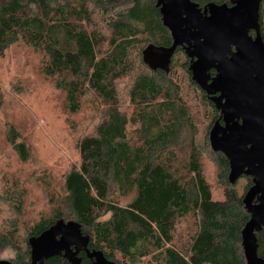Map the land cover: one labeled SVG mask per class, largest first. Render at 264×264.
Returning <instances> with one entry per match:
<instances>
[{
    "label": "trees",
    "instance_id": "16d2710c",
    "mask_svg": "<svg viewBox=\"0 0 264 264\" xmlns=\"http://www.w3.org/2000/svg\"><path fill=\"white\" fill-rule=\"evenodd\" d=\"M189 1L203 11L209 4L231 6L235 0ZM259 35L264 43V0ZM16 47L39 63L67 114L77 115L89 95L108 110L95 132L76 144L78 164L62 175L61 197L51 200L49 213L32 225L19 223L24 207L20 175L3 176V198L18 214L0 228V255L11 254L0 262L32 264L31 239L68 222L86 238L85 250L76 253L79 264H93L91 254L110 264H246L241 232L249 215L242 199L251 180L239 192L228 180L224 155L208 142L203 149L189 132V111L171 93L170 74L186 73L214 111L211 128L221 123L219 112L192 80V60L184 47L175 49L165 70L144 60L148 48L172 47L158 0H0V58ZM119 81L128 83L130 110L124 114ZM3 137L4 152L27 164L31 151L18 130L7 124ZM209 154L222 186L219 198L203 173L201 160ZM255 239L256 255L264 260V228ZM42 264L71 263L50 254Z\"/></svg>",
    "mask_w": 264,
    "mask_h": 264
},
{
    "label": "rangeland",
    "instance_id": "374dc122",
    "mask_svg": "<svg viewBox=\"0 0 264 264\" xmlns=\"http://www.w3.org/2000/svg\"><path fill=\"white\" fill-rule=\"evenodd\" d=\"M9 52L7 57L0 58V93L3 98L0 106V228L7 219L16 221L15 216L18 214L9 198H3V176L20 175L21 188L24 189V207L23 213L18 214L21 215L19 223L22 226L32 225L49 213L52 208L51 200L61 197L62 175L78 164L76 144L82 136L95 132L108 110L106 105L94 102V97L89 95L82 100V107L77 115L67 114L61 95L54 92L50 82L42 76L39 63L33 61L34 57L17 47ZM168 58L167 51L162 49L148 48L144 53L145 62L153 68L165 70ZM170 75L173 82L169 84L171 93L175 97H181L189 111L188 122L193 128L189 123L186 128L195 137L197 135L202 148L206 149L207 142L209 145V130L213 128L214 111L202 100L186 73L177 71V74ZM127 85V82L122 81L116 84L119 111L122 114L130 110L126 100ZM7 124L18 130L31 151L30 160L25 165L19 164L9 151L4 152L3 135ZM130 136L138 137V133L130 132ZM180 139L182 136L178 137L177 143ZM201 161L213 195L219 198L222 186L218 182L212 156H203ZM247 178L242 176L234 182L239 192L247 185ZM185 228L187 227H183L184 230ZM30 243L33 264H42L50 254H61L71 264H79L76 253L85 250L86 238L80 235L77 225L58 222L40 237L31 239ZM90 256L95 264L97 255ZM10 258V253L0 255V260Z\"/></svg>",
    "mask_w": 264,
    "mask_h": 264
},
{
    "label": "water",
    "instance_id": "95a60500",
    "mask_svg": "<svg viewBox=\"0 0 264 264\" xmlns=\"http://www.w3.org/2000/svg\"><path fill=\"white\" fill-rule=\"evenodd\" d=\"M262 0L209 4L201 11L189 0H158L162 25L170 32L171 54L179 46L192 60V80L220 112L209 133L210 147L229 164L228 180L251 179L242 203L249 221L241 232L246 264L256 255L255 233L264 228V43L259 35ZM254 32L255 36H249ZM168 58V59H169ZM215 76L211 77L210 72ZM0 264H7L0 262ZM33 264V263H32ZM95 264H110L97 256Z\"/></svg>",
    "mask_w": 264,
    "mask_h": 264
},
{
    "label": "flooded vegetation",
    "instance_id": "af4514ba",
    "mask_svg": "<svg viewBox=\"0 0 264 264\" xmlns=\"http://www.w3.org/2000/svg\"><path fill=\"white\" fill-rule=\"evenodd\" d=\"M182 47H184V49H185V46H182ZM210 98V97H209ZM217 110V109H216ZM218 111V110H217ZM219 112V111H218ZM219 115H220V112H219ZM220 119H221V115H220ZM219 124V123H218ZM221 124V125H220ZM219 125L220 126H223V123H222V121H221V123H220ZM251 180V179H250ZM252 183V182H251ZM252 186V185H251Z\"/></svg>",
    "mask_w": 264,
    "mask_h": 264
}]
</instances>
